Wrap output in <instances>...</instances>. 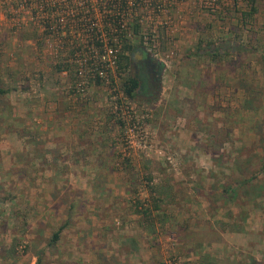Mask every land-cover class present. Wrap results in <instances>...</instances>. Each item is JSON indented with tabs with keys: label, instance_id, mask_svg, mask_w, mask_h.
<instances>
[{
	"label": "rangeland",
	"instance_id": "obj_1",
	"mask_svg": "<svg viewBox=\"0 0 264 264\" xmlns=\"http://www.w3.org/2000/svg\"><path fill=\"white\" fill-rule=\"evenodd\" d=\"M204 1L132 9L119 39L95 7L93 55L129 59L74 94L53 39L2 14L0 264H264V0Z\"/></svg>",
	"mask_w": 264,
	"mask_h": 264
},
{
	"label": "built area",
	"instance_id": "obj_2",
	"mask_svg": "<svg viewBox=\"0 0 264 264\" xmlns=\"http://www.w3.org/2000/svg\"><path fill=\"white\" fill-rule=\"evenodd\" d=\"M215 0H205L206 7L212 9ZM159 9L160 0H0V18L2 14L9 19L11 28L25 24L24 14L40 32L51 37L57 44L55 56L61 54V60L66 67L64 71L74 70L77 79L69 92L81 93L85 89L87 79L101 76L105 65L117 66L118 49L110 47L112 60L106 63L104 56H94L95 49L91 47L97 42V37H91L93 26L92 12L95 7L105 9L106 22L116 37H122L127 12L138 7ZM31 22V21H29ZM101 51V45L98 47ZM106 67V68H107ZM100 70V71H99Z\"/></svg>",
	"mask_w": 264,
	"mask_h": 264
},
{
	"label": "trees",
	"instance_id": "obj_3",
	"mask_svg": "<svg viewBox=\"0 0 264 264\" xmlns=\"http://www.w3.org/2000/svg\"><path fill=\"white\" fill-rule=\"evenodd\" d=\"M127 50H132V46L129 43H124L123 45V52L127 51ZM129 57L128 55H123L122 53L118 55V66H121V60H125L128 61ZM122 88H123V92L125 94L126 97L128 98H133L135 97V95L140 92V91H145L148 88V82H147V78L146 76L142 73V72H135L133 75H128L127 77H125V79H123L122 82ZM7 93V89L0 86V96L4 95ZM126 166V165H124ZM126 168V167H125ZM152 188V187H151ZM153 189V188H152ZM151 189V191L149 192L150 194V198L151 200H153V208L157 209L159 208V202H162V198L156 197L154 195V192ZM237 189H238V183H229L226 184L225 188H223L224 192L230 197V198H236L237 196ZM141 205V204H140ZM144 209L141 210V214L145 219H148V217L151 215V210L148 207H143ZM60 235V230H57L53 233L51 241L55 242L58 240ZM39 263V257L37 259V261L34 264H38Z\"/></svg>",
	"mask_w": 264,
	"mask_h": 264
},
{
	"label": "crops",
	"instance_id": "obj_4",
	"mask_svg": "<svg viewBox=\"0 0 264 264\" xmlns=\"http://www.w3.org/2000/svg\"><path fill=\"white\" fill-rule=\"evenodd\" d=\"M7 89V88H6ZM9 92V90L7 89V93ZM6 93V94H7ZM5 95V94H4ZM3 96V95H2ZM67 104L65 103V102H63L62 104L60 103L59 105H58V109L59 110H61V113H57V114H55L57 117H58V114L60 115V118H59V120H60V122L61 123H58V124H60V127H58V131L60 130V129H62L63 128V126L64 125H66V124H73L75 121L73 120V119H71V118H69V114H66L65 112H63V109L65 110L66 108H67V106H66ZM71 116H72V114H71ZM57 123V122H56ZM72 129H74V127H72ZM72 129H71V131H72ZM74 132H75V130H74ZM68 136V135H67ZM35 263V261L34 260H32V261H30L29 262V264H34ZM10 264V263H9Z\"/></svg>",
	"mask_w": 264,
	"mask_h": 264
},
{
	"label": "flooded vegetation",
	"instance_id": "obj_5",
	"mask_svg": "<svg viewBox=\"0 0 264 264\" xmlns=\"http://www.w3.org/2000/svg\"><path fill=\"white\" fill-rule=\"evenodd\" d=\"M138 51L139 52H141L142 54H145L146 52L143 50V49H138ZM146 55V54H145ZM146 57L148 58V55H146ZM145 57V59H142V60H140V58H142V56L141 57H139V55L137 56V55H134V59L137 61V65L139 66L136 70H135V72L137 73L138 71L139 72H144L145 71V69H146V67H147V65H148V62L150 61L151 62V60L148 58H146ZM147 74V76H148V72L146 73ZM149 77V76H148Z\"/></svg>",
	"mask_w": 264,
	"mask_h": 264
}]
</instances>
